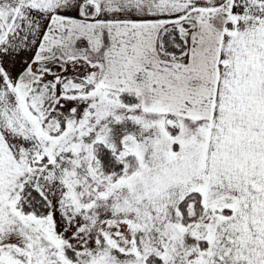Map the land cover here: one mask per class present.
<instances>
[{
  "label": "snow or ice",
  "instance_id": "6c2138e0",
  "mask_svg": "<svg viewBox=\"0 0 264 264\" xmlns=\"http://www.w3.org/2000/svg\"><path fill=\"white\" fill-rule=\"evenodd\" d=\"M0 264H264V0H0Z\"/></svg>",
  "mask_w": 264,
  "mask_h": 264
}]
</instances>
